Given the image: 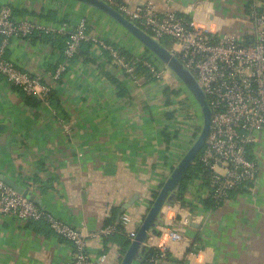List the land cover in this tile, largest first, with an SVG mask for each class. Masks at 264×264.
Returning <instances> with one entry per match:
<instances>
[{
	"label": "crops",
	"instance_id": "1",
	"mask_svg": "<svg viewBox=\"0 0 264 264\" xmlns=\"http://www.w3.org/2000/svg\"><path fill=\"white\" fill-rule=\"evenodd\" d=\"M119 1L130 7L152 1L161 12L170 5L189 17L195 15L202 25L236 33L254 2L264 10V0ZM5 4L17 11V17L31 16L56 25L66 21L70 30L86 19L87 33L97 39L137 57L151 54L113 19L83 4L0 0V5ZM37 36L36 32L25 40H12L5 56L31 75L43 76L55 98L48 105H28L23 92L0 76V179L27 191L40 207L85 235L110 224L119 226L122 217L130 215L134 221L126 231L87 241L86 252L94 264H120L129 247L124 244L130 241L126 232L143 221L153 195L179 164V151L185 149L179 141L187 140L186 135L166 132V107L171 104L164 91L176 82L166 72L167 81L137 83L100 56L93 43L89 52L93 61L84 55L67 61L56 80L58 67L66 63L60 50L66 42L60 47L57 41L52 45ZM111 77L122 83L126 96L118 94ZM251 157L261 166L257 183L232 192L206 221L211 209L194 207L198 217L188 235L204 249L201 259H189L183 244L164 264H264V135ZM194 183L186 192L187 204L200 202ZM74 256L73 243L47 223L0 213V264H70ZM102 256L105 261L100 260Z\"/></svg>",
	"mask_w": 264,
	"mask_h": 264
},
{
	"label": "built area",
	"instance_id": "2",
	"mask_svg": "<svg viewBox=\"0 0 264 264\" xmlns=\"http://www.w3.org/2000/svg\"><path fill=\"white\" fill-rule=\"evenodd\" d=\"M104 1L154 39L160 42L167 39L168 49L192 72L206 95L211 110V129L197 163L208 169L211 187L200 188L203 182L196 181L194 186L200 191L197 198H212L224 203L230 199L233 191L257 183L261 166L257 159L251 157V152L260 135H264V10L254 2L242 16L241 31L236 33L234 29L222 26L202 25L195 15L189 17L170 5L161 12L152 1L136 7L118 0ZM36 32L68 37L63 52L66 63L58 67L54 75L56 80L66 70L67 61L80 52L82 44L91 42L100 56L105 57V53L109 52L120 72L137 83L145 77L136 69L143 58H146L144 64L156 80L167 81L171 78L176 82L169 86L171 91L179 93L172 96L171 106L166 107V132L187 136V140L179 141L182 142L179 147L185 145V149L179 151L176 165L181 161L199 137L204 118L200 106L185 85L154 54L135 56V59L129 61L113 45L87 33L86 19H81L70 30V24L66 21L56 25L41 22L31 16L17 17L10 4L0 5V76L46 105L51 103L52 86L43 76L31 75L5 56L12 40H25ZM166 72L171 77H165ZM168 114L172 117L169 118ZM198 204L196 201L187 204L177 200L174 204L163 206L158 232L149 233L145 241L149 254H145L143 264H164L171 254L177 255L179 246L183 244L188 249L189 259H201L204 249L188 235V230L198 217L197 209L194 208ZM212 211H206L208 214L204 217L205 221ZM0 213L13 215L20 221L47 223L57 235L73 243L75 256L70 264H94L86 252L88 239L107 238L120 231L124 232L134 221V218L126 214L119 226L110 224L85 235L1 179ZM141 223H138L136 231L126 232L131 242ZM105 259L106 256H102L100 260Z\"/></svg>",
	"mask_w": 264,
	"mask_h": 264
},
{
	"label": "water",
	"instance_id": "3",
	"mask_svg": "<svg viewBox=\"0 0 264 264\" xmlns=\"http://www.w3.org/2000/svg\"><path fill=\"white\" fill-rule=\"evenodd\" d=\"M74 1L90 8L96 9L104 15L113 19L135 39H137L146 49L154 54L163 64H165L176 77L185 85L187 90L194 97L195 101L201 108L204 118L202 131L193 144L187 151L179 164L172 170L170 176L161 187L159 194L154 200L152 206L149 208L145 218L138 228L136 237L130 243L126 250L120 264H141L143 258L147 253L145 241L149 233H157V226L162 222L160 213L165 204H174L177 201L178 194L181 189L182 180L188 170L192 167L196 157L203 149L206 139L211 129V110L204 91L199 86L195 76L185 67V65L175 56L168 48L164 47L162 43L154 39L145 30L137 26L135 23L127 19L121 12L110 6L104 0H69ZM7 182L11 188L29 197L35 201L34 197L29 196L27 191L10 183L7 179L1 178Z\"/></svg>",
	"mask_w": 264,
	"mask_h": 264
},
{
	"label": "trees",
	"instance_id": "4",
	"mask_svg": "<svg viewBox=\"0 0 264 264\" xmlns=\"http://www.w3.org/2000/svg\"><path fill=\"white\" fill-rule=\"evenodd\" d=\"M16 12L17 11H15V13ZM37 34H38V36L36 37V39H40L42 41L49 42L52 45H55L54 42L57 41L60 44V47H62L63 45H61V44L65 43L67 41V39H68L67 36H60L58 34H47V33H44V32H37ZM161 43H162V45L164 47L169 48V41L167 39L161 40ZM113 47L115 48V50L121 56H125L126 59H128L129 61L135 59V56L132 55L130 52H128V51H126V50H124L122 48H119V47H117L115 45ZM91 48H92V43L91 42H84L82 44L80 52L78 54H76L72 58V61L81 58L83 55L86 56L85 60L93 61L89 57V52L91 51ZM64 49H60L61 53L64 52ZM147 51L150 52L148 49H147ZM105 54H106L105 57L109 61H112V62L114 61V59L111 57L109 52H106ZM145 60H146V58H143L140 62H138L137 66H136V69H137V72L139 74L145 76L144 80L142 82L146 84V83L152 82V81H154L156 79L152 76V73H151L150 69L145 66V64H144ZM111 79H112L113 83L115 84V86H116V88L118 90V94L120 96H126L127 95L126 94L127 90L123 87L122 83L116 78H112L111 77ZM178 93H179L178 91H171V90H169V88H166L165 91H164V94H165V98H166L167 104H172L169 101L170 98L173 95L178 94ZM23 95H24V100H25L26 104H28V105L35 106V105H38L40 103V101L33 95H28V94H25V93H23ZM54 98H55V94L52 91L51 94H50V101H53ZM168 117L171 118L172 115L168 114ZM167 137H168V135H167ZM198 180H201L203 182V184L200 186V188H210L211 187V184H210L211 182H210V178H209L208 169L203 167V165L200 164V163H195L188 170V172L186 173L185 177L182 180V185H181V189H180V192L178 194L177 200L186 203V201H185L186 197L185 196H186V192H187L189 186L192 183H194V182H196ZM159 192L160 191L155 192V194L153 195V199H152L153 201L157 197ZM199 204L204 209H207V210H210V209L214 210V209H217V208H219L220 206L223 205V203L221 201H215L212 198L201 199ZM146 214H144L142 216L143 217L142 219L145 218ZM136 230H137L136 228L133 229V231H136ZM124 244H125V247H127V246H129L130 241L127 240L126 243H124ZM125 252L126 251L123 252L122 256H124ZM147 254H149V253L147 252ZM141 264H143V263H141Z\"/></svg>",
	"mask_w": 264,
	"mask_h": 264
},
{
	"label": "rangeland",
	"instance_id": "5",
	"mask_svg": "<svg viewBox=\"0 0 264 264\" xmlns=\"http://www.w3.org/2000/svg\"><path fill=\"white\" fill-rule=\"evenodd\" d=\"M199 155V154H198ZM197 161H198V156L196 157V159H195V161L194 162H196L197 163ZM195 163H193V165H194ZM192 165V166H193Z\"/></svg>",
	"mask_w": 264,
	"mask_h": 264
}]
</instances>
